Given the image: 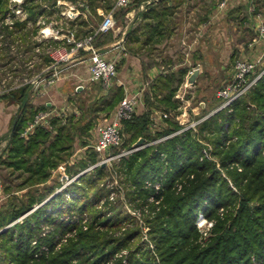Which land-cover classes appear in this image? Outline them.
<instances>
[{
    "label": "trees",
    "instance_id": "trees-1",
    "mask_svg": "<svg viewBox=\"0 0 264 264\" xmlns=\"http://www.w3.org/2000/svg\"><path fill=\"white\" fill-rule=\"evenodd\" d=\"M86 1L96 16H99L96 8L106 12L112 7L110 0ZM55 2L51 0L50 5H55ZM175 3L174 7L168 5V0L150 4L145 11L138 13L140 22L129 29L125 45L132 55H139L146 67L153 65L151 54L164 47L174 28L171 25L173 16L176 7L181 5L180 0ZM7 5L8 0H0V19L4 17ZM26 9L27 20L15 22L8 36L18 50L23 48V44L25 51L32 52L34 44L29 34L33 29H27V22L34 23L38 16L48 11L38 4L27 5ZM242 9L237 8L229 15L238 20ZM244 13L248 14V8L245 7ZM244 19L239 20L243 22ZM82 23L85 24L80 21ZM25 28L19 36L22 44L17 43L16 31ZM81 30L86 31L84 28ZM100 38L106 44L113 40L111 32L100 33L95 44H99ZM43 58L50 61L47 54ZM186 73L187 69L182 67L154 81H147L143 111L123 126L133 142L139 138L146 142L151 136L148 126L153 109L174 115L179 113L180 104L175 95ZM28 91L29 87L12 91V94H19L20 110L12 120L7 154L0 158V167L10 169L18 177L27 174L20 184L22 186L45 183L52 170L68 158L76 139L89 135L97 112L110 111L122 97L121 92H116L111 101H95L87 115L82 114L78 118L71 115L63 124L61 118L55 117L50 121L51 129L37 126L24 140L21 133L38 111L28 106ZM165 122L166 127L151 137L170 136L134 152L126 162L132 185L141 190L145 201L149 194L163 198L159 207L151 204L150 213L145 212L143 216V221L150 228L149 239L154 250L148 244L140 250L137 239L141 237V231L134 226L137 225L134 217L119 218L118 211L111 216L110 210L106 212L97 207L95 200L101 194L96 189L98 177L84 174L69 186V190L79 192L82 198L69 202L60 196L58 201L68 205L67 213L75 219L68 224L56 223L58 228L64 229L61 237L65 232L77 229L75 238H69L67 243L56 249L53 238L42 237L39 218L49 205L47 203L27 215L22 223L0 233V264H264V72L242 98L199 124L201 133L215 131L213 136L206 133L201 136L212 144L213 159L201 158L205 146L195 134L189 130L177 134L178 122L170 118ZM225 125L230 126L228 131H225ZM101 170L103 168L99 166L97 173ZM156 178L161 182V188L146 187V181L153 184ZM90 193H93V200L89 198ZM42 197V194L27 192L18 204L0 212V229L29 212ZM66 210L63 209L62 213ZM87 213L91 218L88 230L84 231L81 222ZM199 214L215 220L213 234L204 245L198 242L196 220ZM126 220L134 227L129 226L117 234L122 221ZM30 221H35L33 228L29 226ZM44 243L49 247L48 253L40 248ZM133 245L135 251L131 248ZM124 248L129 251L125 256L126 263L121 258L115 259Z\"/></svg>",
    "mask_w": 264,
    "mask_h": 264
},
{
    "label": "rangeland",
    "instance_id": "rangeland-1",
    "mask_svg": "<svg viewBox=\"0 0 264 264\" xmlns=\"http://www.w3.org/2000/svg\"><path fill=\"white\" fill-rule=\"evenodd\" d=\"M50 1L51 0H20V2L14 3V0H8L7 11L4 17L0 19V99H2L3 101L6 100L8 103H13L16 106H19V101L17 100L19 94L13 93V95L12 91L24 87H29V90H31L27 92V100L31 98V96L34 94V91L37 90L35 86L42 80L44 72L46 70H50L47 69V67L44 68L43 66L49 64V61L47 62L43 58L44 54H47V56L50 58V66H52L51 71H53L54 69L58 71V77L61 67L75 60H81L84 54H87V56H89V51L79 50V54L75 56L72 60L54 66L53 60L50 57V51L56 48L63 47L66 43L64 42V40H61L64 42V44L54 45L52 42H50V40L54 39L47 38L41 34V30L44 27L52 24L51 27L54 30H59L61 33L65 32V30H72L77 36V38H82L93 32L96 27L91 32L84 34L83 30L79 28L77 29L76 22L84 20L86 21V23H91L92 21L94 23V26L99 25L103 21L104 17L112 10L115 0H110L112 7L109 11L105 12L102 8H96L97 15L99 16H96V14L92 11L89 3L86 0H56L55 5L53 6L50 5ZM223 1L226 2V0H192V3H190L187 9L181 8L180 5L177 6L175 14L173 16L174 22L172 21L171 24L174 27L176 26L175 30L177 32L173 36L172 40L169 42V51L175 49L178 45V42L181 40L182 30L185 28V24L188 22L189 24L187 26L190 27L192 30H195V28H197L198 24L200 23V43L209 40V42L211 43L210 46H214V41H212L213 36L209 35L210 33L215 35V39H218V35L227 29L226 33L229 39H234V41L232 40L233 42L239 41L241 38L244 37V32L242 30L243 26H252L254 19L259 16V18H261L263 22L257 26L256 30H253V32H251L253 33L252 37H254V40L264 41V39L260 38L259 36V28L260 26L264 25V4L261 3L262 0H258V5H256V2L253 1L250 6L244 4L242 5L243 7H240L243 9L241 10L238 18L240 19L244 17L245 19L243 20V22H241V20L233 19V22L229 23L227 21V17H225L226 20L222 19V21H220L221 25L226 26V29L221 30L220 26L217 25L219 22L217 19L212 18L210 22L213 25H211L209 21L206 22V19L204 17L205 15H207L208 17L223 15L222 9L220 10L221 12H214L215 10L213 9L217 6L223 8L225 5H221ZM58 2L65 3L67 5H69V3L76 5V10L79 13L78 16L70 18L66 15H62V12L66 11L67 7L65 5L59 4ZM136 2L137 0H130L129 4L126 7L118 8L114 11L113 19L115 21V29L117 25H119L122 29L124 28V31H126V29H128L129 31V28H131V26L133 25L132 19L134 17H131V19H125V15L130 10L136 7L138 13L142 12L143 10H145L146 7L142 5H145L148 0H144V2H141L143 3L141 4V6L139 3L138 5H136ZM175 2H177V0H173V2L171 1V3H168V5L174 7V5H176ZM239 2L242 3L243 0H239ZM241 3L237 2V5H241ZM30 4H38L40 6H43L46 9V12H52H47L38 16L34 23L30 20L27 22V29H33V31H31V33L29 34L34 44V50H32V52L25 51L24 46L22 44V38L19 37L25 32L26 28L23 31H16L15 34V36H17V43L19 42L22 44L23 48L21 50H18L17 45H15L12 41V38L8 36V31L12 30V27L15 22H23L27 20L28 12L26 6ZM14 5L15 7H21L23 9V12L22 14H19L17 16L8 18L10 8L12 6L14 7ZM245 7L248 8L247 15L244 13ZM124 11L125 13L123 14L125 15L121 13ZM226 22H228V24L230 25H227ZM29 23L33 25H30ZM233 28H237V31L234 33ZM114 30H110L108 32H113ZM247 30H249L248 27ZM96 36L94 37L92 44L94 49L97 50L100 54H102L95 45ZM193 36L194 34H191L188 40L193 39ZM222 38L223 37H221V39ZM39 39L42 41H38ZM124 48L127 49L125 44ZM222 50H224V47H222ZM128 53L131 54L129 51ZM30 55L32 56L30 57L31 59L28 58ZM178 59L179 58H177V60ZM107 60L110 59L107 58ZM110 61L116 63V75L111 79L110 85L108 86L102 84L101 82L90 81L91 83H99L104 88L109 89V87H111L112 84L116 81L119 72L122 73L125 70L128 71L129 69H132V66L130 65L125 66V62H123V64H118L116 60ZM237 62H247L253 64L251 72H249L246 76L247 80L249 81H252L254 79L257 80L259 76L264 72V57L259 61L250 60L244 55L240 54V51L235 50L234 54L231 57L227 58L226 55H215L212 50L209 51L205 54L204 58H200V69L202 71V75L200 77L199 84L196 87H193L191 93L189 92L187 95V91L186 93L179 92L182 87L181 85L175 95V98L179 101L180 104L179 113L174 115L158 110V113L151 117V122L148 126L151 136H154L153 134H156L157 131H161L166 127V119H175L179 124V128L175 131V133L180 134L188 130L191 131L193 135H196L197 140L199 142H202V144L205 146L202 151L201 158L205 157L207 159H213L212 144L208 143L209 141L204 140L201 136L202 134L205 135V133L209 136H213L215 134V131L210 132L207 130L204 131L205 133H201L199 132L198 126L201 122L213 116L215 113H218L221 110L229 107H223L224 100L218 97V92L227 87L234 80L237 71ZM129 72H131V70H129ZM255 82L248 89H246L238 99L242 98L245 93L255 84ZM82 87V85H78L76 90ZM184 88L186 89L187 85H185ZM180 94H183L184 99L187 96L186 99L181 100L179 96ZM132 96L136 97L137 104L135 111L131 115V117L128 119H123L120 122L121 143L116 146L110 147L102 153H97L94 150L93 146L95 145L98 138V128L105 125L109 122V120H111V118H113L115 111L118 108V105L124 98ZM143 100L144 96L141 97L137 94L125 92L124 95H122L121 99H119V101L110 111H105L107 113H105L104 117L99 119V121H95L93 128L89 132V135H82L79 137L80 139H76V143L71 149L68 158L65 160L64 163L60 164L56 169L52 170L51 176L45 183H39L35 185L27 183L22 186L20 184L26 178V173L22 174L21 177H18L16 173L12 174L10 169L0 167V212L5 211L6 209L12 207L15 204H18L20 199H23L27 192L34 193L36 195H43L41 201L36 202L29 212H27L17 220L13 221L12 223L3 226L0 229V233L4 232L12 226H15L16 223H22L27 215L40 208L42 205H46L48 203L49 205H46V208H44L42 212L43 214L41 218H39V227L41 228L40 232L42 237L44 238H53V242L55 244L56 249L60 248L63 244L68 242L69 238H75L76 234L79 231L77 229L67 231L64 233V236L61 237L64 229L58 228L56 223L62 221L65 222V224H68L75 219L71 217L73 215L70 216V213H67L68 210L66 209L68 205H65L62 202L58 203V201H60V196H62V198L66 201L73 202L76 198L80 197L81 194L77 191L69 190V186L75 182H78L79 178L84 174H93L94 176L97 175L98 177L97 180L99 185L96 189L101 192L99 197L95 200V202L97 203V207L99 209L106 210V212L110 210L109 214H111V216L116 214L115 211H118L120 212L119 218L126 216L131 218L134 217V219L137 220V225L134 224V226L138 227L141 231V237H138L137 239V243L140 244V250H143L146 244H148V247L151 248V250H154L153 244L149 239L150 228L143 221V216L144 214H146L145 212L148 213L152 209V207L150 206L151 204H155L159 207L163 198L158 199L153 194H149V196L146 195L145 201V196L141 194V190H139L138 187L132 185L131 177L126 171V162L134 152L142 148L155 145L159 141L167 139L170 135L163 136L159 139H152V137L149 136L148 140L144 142V144H142L138 149L132 148L133 145L139 139L142 138H139L135 142H133L134 139H132V136L129 132L126 133L123 130V126L126 121L132 120L136 115L139 114V108L140 105L143 103ZM188 101L190 103V106L187 108L188 113L186 118L184 119V117L180 115L181 113H184L182 112V109L185 108V102L187 103ZM193 106L194 111L191 110V107ZM251 107H253V105H251ZM50 111L54 112L52 114V118L49 119L47 123L42 125L43 127L51 129L50 121L55 117L61 118L62 124L66 122L67 117L60 113V111H57L51 107L39 109L37 113H44ZM87 111L88 110H85L83 112H85L86 114ZM164 115H166V117ZM75 117L78 116L76 115ZM229 128L230 126L225 125V131H228ZM34 129L32 130V132L34 131ZM30 134L25 137L23 136L22 132L21 137L26 140ZM7 151L8 141L5 142L1 140L0 158H3L7 154ZM99 166L103 168V170H101V173H97L99 170ZM148 182L150 181L145 182L146 187ZM153 184L158 187L161 186V182L157 178L155 183ZM131 193H133V195H130ZM92 194L93 193L89 194V198L91 200H93ZM80 198H82V196ZM109 202H112L115 206H113V204L107 205ZM111 206H113L114 208H112ZM63 209L66 210L65 213H62ZM221 211V213L223 214V209ZM36 217H38V215H36ZM198 217L199 216L197 215V218ZM84 218L85 220L81 222V225L82 229L85 231L89 228L88 223L91 216H89V213H87L84 214ZM207 221L208 222L204 225L200 221L196 220V225L199 231L198 242L202 245H204L208 241V238L213 234L212 230L214 228L215 220L207 219ZM29 224L30 228H33L35 226V221H30ZM121 225L122 227L121 229H119L117 234H120L129 226L134 227L132 224L127 223V220L122 221ZM25 227L26 225L24 226V228ZM99 229L104 230L103 227H99ZM16 235L17 232L15 233V236ZM33 243L35 242L33 241ZM40 248L43 249L44 252L48 253L49 251V247L46 243L42 244ZM131 248L133 251L136 250L134 245ZM128 253V249L124 248L120 251V253L116 254L115 259L121 258L123 263H126L125 256ZM1 254L2 253L0 252V256Z\"/></svg>",
    "mask_w": 264,
    "mask_h": 264
},
{
    "label": "crops",
    "instance_id": "crops-1",
    "mask_svg": "<svg viewBox=\"0 0 264 264\" xmlns=\"http://www.w3.org/2000/svg\"><path fill=\"white\" fill-rule=\"evenodd\" d=\"M158 1L160 0H150V2L148 0V2L144 5L143 3H141L144 2V0H141L139 4L140 6L141 4H143L142 6L144 7L146 6V10L150 4H154ZM171 1L173 2V0H168V3H171ZM253 1L256 2V5H258V0H243L242 3L239 2V0H226L223 8L219 6L213 8L215 10L214 12H221L220 10L222 9L223 15H216L215 17H208L207 15H205L204 18L206 19V22H210L212 18L217 19L219 21L217 25L220 26L221 30H225L226 26L221 25L220 21L227 17V21L229 23L233 22V18L231 17V15H229L230 12L237 8L243 7L242 5L244 4L250 6ZM237 2L241 3V5H237ZM180 3L181 8L187 9L190 3H192V0H180ZM261 3L264 4V0H262ZM131 17H134L132 19L133 26L140 22V16H138L137 7L130 10L125 15V19H131ZM80 21L85 22V24H80ZM80 21L76 22L77 29L84 28L86 30L83 31L84 34H87L89 31L91 32L95 27L98 26H94V23L92 21L91 23H86V21L84 20ZM228 22H226L227 25H230L228 24ZM262 22L263 21L258 16L254 19L252 26H243L242 30L244 32V37L235 42H233L234 39H229L226 33L227 29L224 32L220 33L221 35H218V39H215V35L210 33L209 35L213 36L212 41H214V46H210L211 43L209 42V40L200 43V23L198 24L197 28H195V30H192L187 26L189 24L188 22L185 24V28L182 30L181 40L178 42V45L175 49L169 51V42L177 32L175 30V26L174 28H172V32L167 42H165L164 47L155 49L151 54L153 65L148 67L143 65L139 55L129 54L128 50L124 48V44L127 40L129 31L128 29L124 31V28L122 29L119 25H117L116 29L111 32L113 40L110 43H103V38H100L99 44L96 43L95 45L98 50L108 59L116 60L118 64H123V62H125V66H132V69H129L131 70V72H129V70H125L122 73L119 72L118 77L112 84V86L109 87V89L104 88L99 83H91L89 81V61L87 59V54H84L81 60H75L61 67L59 77L53 84L42 87L41 85L43 84V82L40 81L37 90L34 91V94L36 95L33 94L28 100V106L34 110L51 107L57 111H60V113H62L65 117H69L71 115H77L78 117H80L82 114H85L83 111L88 110L89 106H91V104L95 101H99L102 99H106L107 101L113 100L116 92H121L122 95H124L125 92H130L142 97L144 96V92L147 88V81H154L158 77L173 73L178 68L182 67L187 69V73L179 92L186 93L187 91V95L189 92L191 93L193 87H196L199 84L202 71L201 69H198V76L193 83L188 82L189 76L195 69L198 68V66L200 68V58H204L205 54L211 50L215 55H226L227 58L231 57L236 50L240 51V54L244 55L250 60L259 61L260 59H262L264 57V41L254 40V37H252L253 30H256L257 26ZM29 24L33 25L31 23ZM247 27L249 30H247ZM236 31L237 28H233V33ZM191 34H194L193 39L188 40ZM221 37L223 38L221 39ZM38 41L42 40L39 39ZM50 42H52L54 45L64 44V42L61 40H50ZM222 47H224V50H222ZM177 58L179 59L177 60ZM43 66L44 68L47 67V69H50L49 71L46 70L44 72L42 76L44 78L50 74L52 68L50 66V61L49 64ZM78 85H82L83 89L78 88L76 90ZM185 85H187L186 89L184 88ZM189 104V101L187 103L185 102V108L182 109V112L184 113H181L180 116H183L184 119L187 116V108L190 106ZM143 109L144 100L140 105L139 114L143 111ZM193 109L194 106L191 107V110ZM19 110V106H16L13 103H8L6 100L3 101L2 99H0V141L2 140L7 142L9 140V135L12 129V120ZM105 113L107 112H97L96 118L94 120L99 121V119L104 117ZM156 113H158V110L153 109L151 117L153 115H156Z\"/></svg>",
    "mask_w": 264,
    "mask_h": 264
},
{
    "label": "built area",
    "instance_id": "built-area-1",
    "mask_svg": "<svg viewBox=\"0 0 264 264\" xmlns=\"http://www.w3.org/2000/svg\"><path fill=\"white\" fill-rule=\"evenodd\" d=\"M15 2H20V0H14ZM130 0H115L112 10L104 17L103 21L91 32L90 34L77 38L75 33L72 30H65L61 33L59 30L52 29V24L47 25L41 30V34L47 38L54 40H64L66 43L63 47L56 48L50 51V57L53 60V65L56 66L60 63H64L72 60L75 56L79 54V50L89 51L88 56L89 60V81L91 82H101L105 85H110L111 79L116 75V63L107 60L102 54L94 49L92 41L94 37L100 33H106L110 30L115 29V21L113 19V13L118 8L126 7L129 4ZM59 4L65 5L67 10L62 12V15L67 17H77V6L69 3ZM225 1L221 3L224 5ZM23 9L19 6L10 8L8 13V18H12L19 14H22ZM259 36L264 39V25L259 28ZM52 68V66H51ZM253 64L247 62H237L236 64V75L232 83L227 87L218 92V97L224 100L223 107L232 105L241 94L248 89L256 79L249 81L246 76L251 72ZM197 69H200L199 66ZM58 77V71H50V74L42 78V86H49L53 84ZM38 84L35 86L38 87ZM180 99L184 100L183 94H180ZM137 100L135 96L124 98L121 103L118 105V108L115 111V114L108 123L98 128V138L93 146L94 150L97 153H102L109 149L110 147L116 146L121 143L120 135V122L123 119H128L134 113L136 108ZM54 112H44L37 113L34 116V119L27 125L23 131V136L27 137L28 134L32 132L37 126H42L52 118ZM166 117V115H164ZM153 186L156 190L160 187L155 186L154 184L148 182L147 187ZM197 218L202 224H206L208 221L203 214H199Z\"/></svg>",
    "mask_w": 264,
    "mask_h": 264
},
{
    "label": "water",
    "instance_id": "water-1",
    "mask_svg": "<svg viewBox=\"0 0 264 264\" xmlns=\"http://www.w3.org/2000/svg\"><path fill=\"white\" fill-rule=\"evenodd\" d=\"M199 70L195 69L192 74L189 76L188 78V82L189 83H193L196 79V77L198 76ZM144 142V139H139L134 145L133 148L134 149H138Z\"/></svg>",
    "mask_w": 264,
    "mask_h": 264
}]
</instances>
